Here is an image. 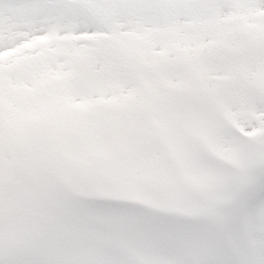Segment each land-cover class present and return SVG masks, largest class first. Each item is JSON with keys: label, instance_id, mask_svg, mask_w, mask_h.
Segmentation results:
<instances>
[{"label": "snow or ice", "instance_id": "obj_1", "mask_svg": "<svg viewBox=\"0 0 264 264\" xmlns=\"http://www.w3.org/2000/svg\"><path fill=\"white\" fill-rule=\"evenodd\" d=\"M0 264H264V0H0Z\"/></svg>", "mask_w": 264, "mask_h": 264}, {"label": "rangeland", "instance_id": "obj_2", "mask_svg": "<svg viewBox=\"0 0 264 264\" xmlns=\"http://www.w3.org/2000/svg\"><path fill=\"white\" fill-rule=\"evenodd\" d=\"M9 23L13 27L22 25L24 23L23 14L11 13V19H10ZM27 215H29V212L18 211V210H13V212L11 214L13 222H15L19 219H23Z\"/></svg>", "mask_w": 264, "mask_h": 264}]
</instances>
